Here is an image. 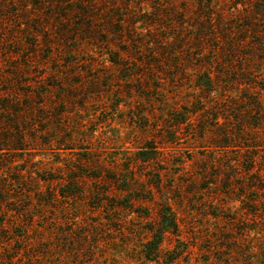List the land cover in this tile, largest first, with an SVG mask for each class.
Instances as JSON below:
<instances>
[{
    "label": "rangeland",
    "instance_id": "rangeland-1",
    "mask_svg": "<svg viewBox=\"0 0 264 264\" xmlns=\"http://www.w3.org/2000/svg\"><path fill=\"white\" fill-rule=\"evenodd\" d=\"M49 1L0 0V264H264V0H93L97 47Z\"/></svg>",
    "mask_w": 264,
    "mask_h": 264
},
{
    "label": "trees",
    "instance_id": "trees-1",
    "mask_svg": "<svg viewBox=\"0 0 264 264\" xmlns=\"http://www.w3.org/2000/svg\"><path fill=\"white\" fill-rule=\"evenodd\" d=\"M95 1V0H94ZM199 9L198 12L204 13L205 10H208L209 7L212 6L213 1L209 0H199ZM90 2H93V0H50L46 4L54 10V14L59 17V23H58V42L60 41H66L65 39L68 38V40H73L74 42H78V39L76 35L80 34L82 35V38L80 40H95L97 43L96 45L92 44V47L98 46V43H107L104 39L100 40L97 39V36L95 35V29L92 23L93 16L91 15L90 11L87 10L82 5L88 6ZM43 6V5H42ZM41 5H36L37 9H42ZM156 10H152V15L148 16L145 15L142 19L138 20L136 23L145 25L146 27H152V25L156 24L158 21L154 18L158 17L156 13ZM150 13V14H151ZM53 14V15H54ZM207 16H198L199 20L201 22L200 25L197 26V32H198V41L201 42V39L204 40L205 37H210L209 32H215L217 31V27L215 25L216 18L213 17L211 13H208ZM144 33L149 31L148 28L144 29ZM146 35V34H145ZM75 36V37H74ZM49 37H46L45 43L47 48H49V51L51 48H53L56 43H53L49 40ZM176 44H173V46L170 47V51L165 52L167 56H177L179 54L176 52L178 49L182 47L183 39L182 37H171V40H174ZM130 40H133L130 38ZM102 41V42H101ZM58 45V44H57ZM159 54L156 53V56ZM160 56V55H159ZM114 64L119 65V61H111ZM207 63V62H206ZM176 64H179V61H176ZM185 124V122H176V126L179 127L180 125ZM22 139V138H21ZM20 140V139H18ZM15 149H18L17 146L14 147ZM140 156L138 157L137 162H142L143 164H150L152 161L157 160V157L150 156V151H140ZM156 154V153H155ZM131 167V166H130ZM133 169V165L131 167ZM135 175V174H134ZM133 175V176H134ZM57 180V179H54ZM60 193V192H59ZM160 209H168L167 212L162 213V217L160 222L157 224V227L149 228L148 232L151 235V238L146 243V247H152L153 250H155L156 253H158L161 249L164 237L167 234H177L178 233V223L175 215L171 212L170 209H172L171 205L169 203H165L160 206Z\"/></svg>",
    "mask_w": 264,
    "mask_h": 264
}]
</instances>
